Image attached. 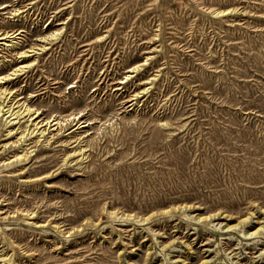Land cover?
<instances>
[{"label":"rangeland","instance_id":"374dc122","mask_svg":"<svg viewBox=\"0 0 264 264\" xmlns=\"http://www.w3.org/2000/svg\"><path fill=\"white\" fill-rule=\"evenodd\" d=\"M5 34L0 264H264V0H0Z\"/></svg>","mask_w":264,"mask_h":264},{"label":"bare ground","instance_id":"6f19581e","mask_svg":"<svg viewBox=\"0 0 264 264\" xmlns=\"http://www.w3.org/2000/svg\"><path fill=\"white\" fill-rule=\"evenodd\" d=\"M225 10H226V9H225ZM226 11H227V10H226ZM13 12H14V11H13ZM17 12H18V11H17ZM217 12H218V10H217ZM219 12H220V11H219ZM222 12H223V11H222ZM15 13H16V12H15ZM220 13H221V12H220ZM11 33H12V32H11ZM16 33H17V32H16ZM19 33H20V32H18L17 34H19ZM17 34H16V35H14V34H10V35L5 34V35L1 36L0 39H6L7 37H11V39H12V38H16ZM55 37H56V36H55ZM44 39H45V38H44ZM5 44H6L7 47H8V46L11 47V46H14V45L16 44V42L13 41V40H11L9 43H8V42H5ZM2 45H4V44H2ZM23 53H24V52H23ZM20 66H21V65H20ZM23 66H24V65H23ZM17 68H18V67H17ZM135 68L138 69L137 66H136ZM22 69H23V67H22ZM22 69H21V70H22ZM12 71H13V72H12L11 74H16V72L19 71V69H16V68H15V69L12 70ZM20 72H21V71H20ZM9 76H10V74H7V75H4V76L0 77V81L3 80V79H5V78H7V77H9ZM4 91H5V90H4ZM5 92H6V91H5ZM8 92H9V91H8ZM6 93H7V92H6ZM3 94L5 95V93H3ZM134 95H135V94H134ZM0 96H1V95H0ZM12 104H13V103H12ZM1 106H2V105H1ZM1 106H0V107H1ZM19 107H20V106H19ZM25 107H26V105H25ZM11 108H12V107H11ZM9 109H10V108H9ZM19 109H20V108H19ZM6 110H7V108H6ZM16 110H17V109H16ZM25 110H27L28 112L31 111V109L29 110V108H25ZM7 111H8V110H7ZM17 111H18V110H17ZM24 112H25V111H24ZM15 113H16V112H15ZM17 113H18V112H17ZM17 113H16V114H17ZM13 114H14V113H13ZM16 114H15V115H16ZM11 115H12V113H11ZM11 120H12V119H11ZM53 120H54V119H53ZM53 120H52V121H53ZM15 121H16V120H15ZM57 121H58V120H57ZM47 122H48V121H47ZM32 124H33V123H32ZM37 125H38V124H37ZM53 125H54V124H53ZM32 130H33V129H32ZM29 131H31V130H29ZM29 131H28V132H29ZM42 131H43V130H41V132H42ZM44 132H45V131H44ZM39 133H40V132H39ZM27 136H28V135H27ZM25 150H26V149H25ZM23 155H24V154H23ZM18 156H22V155H18ZM64 161H65V158H64ZM229 227H230V226H229Z\"/></svg>","mask_w":264,"mask_h":264}]
</instances>
